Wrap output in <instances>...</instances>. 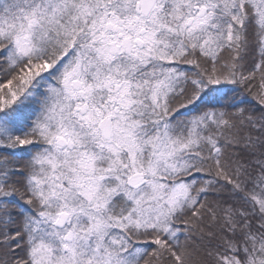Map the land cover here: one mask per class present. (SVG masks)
Masks as SVG:
<instances>
[{
    "label": "snow or ice",
    "instance_id": "obj_1",
    "mask_svg": "<svg viewBox=\"0 0 264 264\" xmlns=\"http://www.w3.org/2000/svg\"><path fill=\"white\" fill-rule=\"evenodd\" d=\"M0 264H264V0H0Z\"/></svg>",
    "mask_w": 264,
    "mask_h": 264
}]
</instances>
